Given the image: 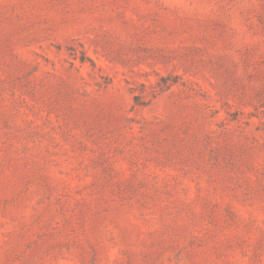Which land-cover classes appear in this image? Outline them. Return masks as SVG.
<instances>
[{
    "label": "rangeland",
    "instance_id": "rangeland-1",
    "mask_svg": "<svg viewBox=\"0 0 264 264\" xmlns=\"http://www.w3.org/2000/svg\"><path fill=\"white\" fill-rule=\"evenodd\" d=\"M0 264H264V0H0Z\"/></svg>",
    "mask_w": 264,
    "mask_h": 264
}]
</instances>
